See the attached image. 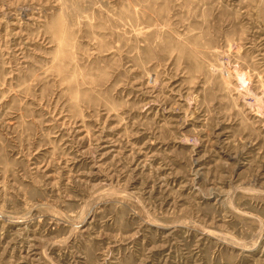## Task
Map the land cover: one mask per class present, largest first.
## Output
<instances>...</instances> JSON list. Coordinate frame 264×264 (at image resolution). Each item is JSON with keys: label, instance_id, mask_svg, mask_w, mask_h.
Instances as JSON below:
<instances>
[{"label": "rangeland", "instance_id": "obj_1", "mask_svg": "<svg viewBox=\"0 0 264 264\" xmlns=\"http://www.w3.org/2000/svg\"><path fill=\"white\" fill-rule=\"evenodd\" d=\"M0 264H264V0H0Z\"/></svg>", "mask_w": 264, "mask_h": 264}]
</instances>
